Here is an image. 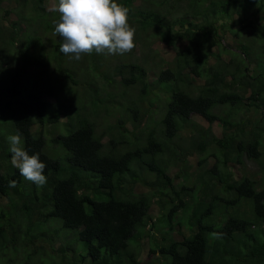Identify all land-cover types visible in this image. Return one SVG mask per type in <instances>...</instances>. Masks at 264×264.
Here are the masks:
<instances>
[{
	"label": "trees",
	"instance_id": "obj_1",
	"mask_svg": "<svg viewBox=\"0 0 264 264\" xmlns=\"http://www.w3.org/2000/svg\"><path fill=\"white\" fill-rule=\"evenodd\" d=\"M18 1L0 48L23 63L0 74V264H264V0H116L129 9L135 42L174 48L154 72L145 54L106 68V54L76 60L59 52L62 41L53 36L43 51L59 14L46 0ZM230 36L237 49L225 42ZM49 62L59 78L46 89L53 102L39 87L41 72L24 80L26 66ZM137 84L140 105L126 97L124 108L120 100L128 118L119 116L117 132L104 140L98 123L118 98L108 87L123 88L124 97ZM156 85L166 91L153 101ZM17 132L47 166L43 187L11 163L6 135ZM246 160L258 165L259 177L238 173ZM54 232L63 240L62 260L42 261L27 246Z\"/></svg>",
	"mask_w": 264,
	"mask_h": 264
},
{
	"label": "clouds",
	"instance_id": "obj_2",
	"mask_svg": "<svg viewBox=\"0 0 264 264\" xmlns=\"http://www.w3.org/2000/svg\"><path fill=\"white\" fill-rule=\"evenodd\" d=\"M50 10L59 14L53 34L61 39L59 52L65 56L80 60L93 53L124 55L136 47L135 28L128 22L129 9L116 0H58ZM7 139L11 163L19 174L37 187L46 185L47 166L39 154L30 155L21 146L19 132ZM9 187H16V181H10Z\"/></svg>",
	"mask_w": 264,
	"mask_h": 264
},
{
	"label": "rangeland",
	"instance_id": "obj_3",
	"mask_svg": "<svg viewBox=\"0 0 264 264\" xmlns=\"http://www.w3.org/2000/svg\"><path fill=\"white\" fill-rule=\"evenodd\" d=\"M135 2H140V0H136ZM56 3H58L57 0H46L47 9L49 11H51L50 9ZM19 6H20V3L18 0H1L0 1V48L2 47L1 39L5 35V32L11 28L12 23H14L18 18L17 13L15 11V7L18 8ZM12 8H13V10H12ZM6 9H9L10 12L7 13ZM18 26H20V24ZM21 27L24 29V32H25L26 25L23 26V24H21ZM53 33H54V31H51V30L45 32L44 38L47 39V43H48V41L51 40V39H49V37H52V36L55 37V39H57V40L60 39L57 35H54ZM225 42L230 44L231 47L233 46L234 49H237V47H235L236 43H237V40H235V38H232L230 36L229 39ZM48 44L49 45H47L46 49L44 48L43 51L51 49V47H50L51 43H48ZM135 45H136V47L130 53H126L124 55H108V54H106L107 57L105 58L106 61L104 64V68H106L108 65H110L111 67L114 66V64L117 63L120 59H124L126 61L133 60V61L140 62L141 55L145 54L148 56V59L150 62L153 60L151 62V64H149V66H151L152 69H154L153 70V72H154L157 70L156 68H165L167 66V62L170 59H172V57L175 55L174 48L168 47L161 40H154L150 44L149 48L148 47L143 48L140 44V41L135 42ZM180 45H184V42H180ZM34 53L37 54L40 52L38 50L34 49ZM3 54H5V52L0 51V74L2 73L5 75H9V74H7V72L12 71L13 69L17 68L18 62H19V64H23L20 62V60L18 61V56H17V58H13L11 56L5 58V57H3ZM151 54L154 55L155 59L151 58V56H152ZM226 54H227L226 58H229L230 54L229 53H226ZM7 62L9 63V65L7 64ZM47 64H50V62ZM34 67L35 66H26L25 67L26 71L28 72L27 76L24 79L25 82H29L30 79L33 78L35 74L38 75V73L41 72V75H42L41 86L42 87L41 86H39V87H40V89H42V91L45 92L44 98L47 99L48 101L53 102L55 100V96H52L49 93H47L46 89L48 88L49 83H54L55 80H59V78L56 75L55 69H54V64L51 63L48 68H45L43 66L42 68H40V70H38V68H34ZM93 74L96 76V79H94L92 77H90V78H92L94 81L97 80V82L100 84H103V83L106 84V81L104 79H101V77L98 76L97 74H95L94 72H93ZM90 75H91V73H90ZM85 76H86V73H85ZM153 76H154V74L152 73L151 77L153 78ZM4 78H6V77H4ZM83 79H84V77L83 78L78 77L79 81H81ZM25 82H24V84L26 85ZM1 84L2 83L0 81V87H2V89H5V87ZM53 85H55V84H53ZM106 86L107 85H102V88H104ZM116 86H118V85H116ZM140 86H141L140 84H137L136 87L134 88V90L132 92H129V95H124V97L121 95L123 88H121L119 86L117 88H114V85H110V87L107 86L112 93L115 92L114 94L117 95L118 98H116L114 100L115 103H113V105L110 104V106L108 107V110L105 111L106 115H107L106 119H104L101 123L99 120L98 131L99 132L106 131L104 133V135H105L104 140H108L110 138V134H111V133H109L110 130H112L113 132H115V131L117 132L115 123L117 122V118L119 116H122L124 114L125 118H128L129 112L127 111V113H124V111H123V110H125L124 108L127 104V103H124V101L126 100V97H129V100L134 99L133 101H136L138 103V105H140V100H141L140 93L142 92ZM65 88H64V90H65ZM26 89L30 90L28 88H26ZM155 89H156V91L153 94L149 95V97L153 101H155L154 98H156L157 95H161L164 91H166V89L164 87H162V85H156ZM120 100L123 101L122 103L124 104V108L118 106L119 104H117V103ZM129 103H131V102H129ZM141 105H142V108L144 110V108L148 107V102L145 99H143ZM7 111H5V115H8ZM247 113L252 114L253 113L252 109L247 111ZM195 119L198 123H200L202 125H205V126L209 125V123L205 119H203L199 116H196ZM66 120H67L66 116L62 117L61 123H63V121H66ZM127 126L129 129H132L134 124L131 122H127ZM213 130H214L215 134H217V135L222 134V129L219 125H217V123L213 124ZM54 131L56 132L57 130H52L49 133H54ZM8 136L9 135L7 133L6 137L8 138ZM195 155L197 156V154H195ZM191 163H192L191 171L196 173V170L198 168L197 159L193 158L191 160ZM245 164H247V165L244 169L240 168V167H236V170L239 171L238 173L247 172L251 176L259 177L260 170H259L258 165L255 162L246 160ZM174 174L175 173H173L172 176H174ZM138 188L140 190H146V188H144L142 186H139ZM159 212H160L159 206L157 204L153 205L152 209H151V214L153 215V218L156 219L159 215ZM54 224L55 225L53 227L58 228L59 223H54ZM58 232H61V231L59 230ZM44 235H46V234H44ZM55 235H56V232L52 233L49 237H48V235H46L43 237L35 238L32 241V243L27 247L32 249V251H35L36 253H38V257H39V259L41 258L42 261H43V258H45V260H46L47 259L46 257L50 255V256L54 257L55 261L60 262L62 260V258H61L62 252L58 251V249L62 245L63 240L59 236L55 237ZM51 236H52V238H51ZM179 237H181V235H179ZM148 244H149V242L147 240L144 244L146 249L142 250V253H141V257H143V258L147 257L146 251L148 250V246H149ZM41 246H44L45 253L39 252ZM153 261L154 262H152V264H156L157 258H155ZM40 264H42V263L40 262ZM65 264H67V263L65 262Z\"/></svg>",
	"mask_w": 264,
	"mask_h": 264
}]
</instances>
